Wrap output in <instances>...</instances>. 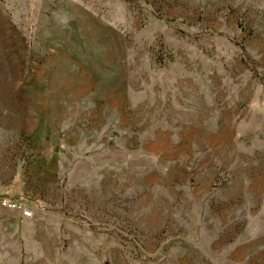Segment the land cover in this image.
I'll return each instance as SVG.
<instances>
[{
  "label": "rangeland",
  "instance_id": "rangeland-1",
  "mask_svg": "<svg viewBox=\"0 0 264 264\" xmlns=\"http://www.w3.org/2000/svg\"><path fill=\"white\" fill-rule=\"evenodd\" d=\"M0 264H264V0H0Z\"/></svg>",
  "mask_w": 264,
  "mask_h": 264
},
{
  "label": "built area",
  "instance_id": "built-area-1",
  "mask_svg": "<svg viewBox=\"0 0 264 264\" xmlns=\"http://www.w3.org/2000/svg\"><path fill=\"white\" fill-rule=\"evenodd\" d=\"M1 206L7 210L21 213L25 219H30L33 217V212L29 210L22 202L17 200L2 199Z\"/></svg>",
  "mask_w": 264,
  "mask_h": 264
}]
</instances>
